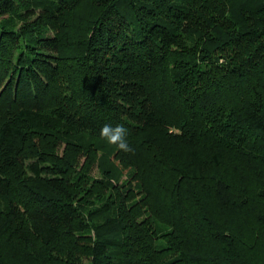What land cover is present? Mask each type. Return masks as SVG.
<instances>
[{"label":"trees","instance_id":"obj_1","mask_svg":"<svg viewBox=\"0 0 264 264\" xmlns=\"http://www.w3.org/2000/svg\"><path fill=\"white\" fill-rule=\"evenodd\" d=\"M85 259L264 264V0H0V264Z\"/></svg>","mask_w":264,"mask_h":264},{"label":"rangeland","instance_id":"obj_2","mask_svg":"<svg viewBox=\"0 0 264 264\" xmlns=\"http://www.w3.org/2000/svg\"><path fill=\"white\" fill-rule=\"evenodd\" d=\"M23 12H25L24 7L22 6L21 3H17V4H15L13 12H11V15H8V16H6L4 18H1V20L3 22L4 21L6 22L5 24H6V26L9 29L18 30L22 26V24L25 25V21L27 23V22L32 20V18H23V17H21L20 14L23 13ZM39 31L41 32L43 30L39 29ZM46 32L47 33H51V31H49V30H47ZM92 175L96 176V177H100L101 174L99 173V171L97 169H94L93 172H92ZM125 178H126L125 174H121L119 176L120 182L124 181ZM91 199H93V198H90V200ZM94 201H95L94 205L91 206L92 208L93 207H98L100 204H102V201L100 202V201H97L96 199ZM99 219L100 218H96L95 221H98ZM84 263L85 264H89V260L85 259Z\"/></svg>","mask_w":264,"mask_h":264},{"label":"clouds","instance_id":"obj_3","mask_svg":"<svg viewBox=\"0 0 264 264\" xmlns=\"http://www.w3.org/2000/svg\"><path fill=\"white\" fill-rule=\"evenodd\" d=\"M109 133H111L109 135ZM126 129L123 125H116L114 128L110 125H105L101 129V135H106L110 143H117L120 149H127V141L124 138Z\"/></svg>","mask_w":264,"mask_h":264}]
</instances>
